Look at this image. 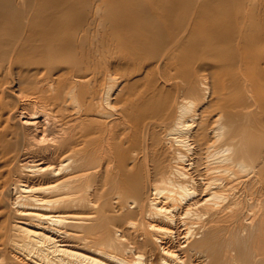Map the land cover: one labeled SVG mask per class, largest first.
I'll return each mask as SVG.
<instances>
[{
	"label": "bare ground",
	"instance_id": "1",
	"mask_svg": "<svg viewBox=\"0 0 264 264\" xmlns=\"http://www.w3.org/2000/svg\"><path fill=\"white\" fill-rule=\"evenodd\" d=\"M0 264H264V0H0Z\"/></svg>",
	"mask_w": 264,
	"mask_h": 264
}]
</instances>
